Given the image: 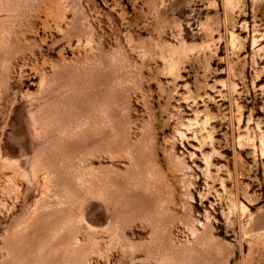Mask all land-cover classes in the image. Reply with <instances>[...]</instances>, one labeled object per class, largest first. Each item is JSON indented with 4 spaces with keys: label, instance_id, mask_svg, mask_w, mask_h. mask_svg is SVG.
<instances>
[{
    "label": "rangeland",
    "instance_id": "1",
    "mask_svg": "<svg viewBox=\"0 0 264 264\" xmlns=\"http://www.w3.org/2000/svg\"><path fill=\"white\" fill-rule=\"evenodd\" d=\"M0 264H264V0H0Z\"/></svg>",
    "mask_w": 264,
    "mask_h": 264
}]
</instances>
